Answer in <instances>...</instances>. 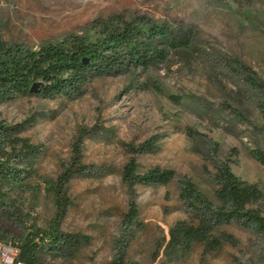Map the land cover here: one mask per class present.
<instances>
[{
    "label": "rangeland",
    "instance_id": "obj_1",
    "mask_svg": "<svg viewBox=\"0 0 264 264\" xmlns=\"http://www.w3.org/2000/svg\"><path fill=\"white\" fill-rule=\"evenodd\" d=\"M122 22L166 23L189 38L182 49L148 69L100 76L74 99L13 95L0 98V120L24 123L19 136L36 155L7 150L18 178L0 181V241L14 244L30 231L50 229L56 211L54 184L72 161L75 144L85 174L67 183V211L60 229L79 233L80 246L44 264H110L119 248L128 187L125 163L137 170L172 168L164 185L135 186L139 226L123 239L125 264H264V235L232 222L219 248L170 246L169 229L192 219L180 198V180H192L216 203L215 166L227 161L241 180L264 192V0H0V39L37 48L77 35L94 41ZM244 65L247 68H244ZM155 152L135 153L147 139ZM248 207L264 209V198Z\"/></svg>",
    "mask_w": 264,
    "mask_h": 264
},
{
    "label": "trees",
    "instance_id": "obj_2",
    "mask_svg": "<svg viewBox=\"0 0 264 264\" xmlns=\"http://www.w3.org/2000/svg\"><path fill=\"white\" fill-rule=\"evenodd\" d=\"M188 43L189 38L181 28L158 22H122L106 28L103 35L94 41L72 35L37 48L6 44L0 39V98L17 94L78 98L92 79L125 74L131 69L155 67L167 59L171 50L182 49ZM244 68L247 66L244 65ZM24 128L23 122L7 124L0 120V181L9 176L18 178L23 171L20 167L10 165L7 159L8 147L13 153H37V146L19 136ZM155 142L152 138L147 139L133 146L132 150L135 153L155 152L158 150ZM77 145L78 142L75 144L72 161L63 168L54 184L56 211L50 229L30 231L22 241L13 244L18 248V259L23 264H44L43 250L62 254L76 250L81 244V238H88L60 229L68 206L66 185L74 176L85 174L87 166L81 161ZM250 153L264 164L263 152L252 149ZM137 166L136 160L131 157L122 170V180L128 187V208L123 216L119 248L110 264H125L124 256L129 240L126 244L122 241L128 232L132 237L133 231L139 226L135 186L164 185L177 174L172 168L160 166L140 172ZM214 166L216 203L189 178L180 180V198L191 211L192 219L178 220L169 229L170 246L189 250L195 242H202L205 251L219 248L222 240L230 241L232 235L225 232L216 235L215 229L232 222L264 235V209L248 207L249 204L261 201L264 192L257 184L236 176L227 161L216 162Z\"/></svg>",
    "mask_w": 264,
    "mask_h": 264
},
{
    "label": "built area",
    "instance_id": "obj_3",
    "mask_svg": "<svg viewBox=\"0 0 264 264\" xmlns=\"http://www.w3.org/2000/svg\"><path fill=\"white\" fill-rule=\"evenodd\" d=\"M19 250L13 244L0 241V261L1 264H23L19 259Z\"/></svg>",
    "mask_w": 264,
    "mask_h": 264
},
{
    "label": "crops",
    "instance_id": "obj_4",
    "mask_svg": "<svg viewBox=\"0 0 264 264\" xmlns=\"http://www.w3.org/2000/svg\"><path fill=\"white\" fill-rule=\"evenodd\" d=\"M0 264H1V261H0Z\"/></svg>",
    "mask_w": 264,
    "mask_h": 264
}]
</instances>
